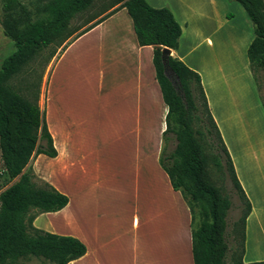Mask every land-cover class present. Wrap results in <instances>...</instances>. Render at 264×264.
<instances>
[{"label":"crops","instance_id":"1","mask_svg":"<svg viewBox=\"0 0 264 264\" xmlns=\"http://www.w3.org/2000/svg\"><path fill=\"white\" fill-rule=\"evenodd\" d=\"M160 1L145 0L168 9L179 25L171 56L198 74L250 205L242 261H264L248 252L249 226L264 232V194L258 191L264 187V133L252 123L264 112L245 55L252 34L234 37L232 14L217 21L209 6L231 2L245 25L243 10L231 0ZM235 40L243 59L235 55ZM151 57L152 48L137 44L120 8L56 54L42 80L37 105L44 107L56 156L37 155L32 167L68 202L31 224L85 246V254L67 264H192L188 209L158 165L165 106Z\"/></svg>","mask_w":264,"mask_h":264},{"label":"trees","instance_id":"2","mask_svg":"<svg viewBox=\"0 0 264 264\" xmlns=\"http://www.w3.org/2000/svg\"><path fill=\"white\" fill-rule=\"evenodd\" d=\"M0 1V27L14 46V51L0 64V163L6 182L10 183L0 192V264H16L20 259L31 257L52 264H67L82 257L85 246L72 237L44 232L31 224L36 215L57 212L68 202L65 195L37 178L29 164L37 155L56 156L44 111L37 105L41 78L36 82L24 80L18 88L11 81L23 72L28 73L29 64L37 55L66 33L74 15L86 10L94 0H35L42 12L35 19L31 18L26 0ZM109 1V9L117 8L98 18L72 40L124 8L137 44L152 48L154 77L165 106L158 165L188 209L192 264H225L228 248L224 240L225 215L229 202L210 182L207 173L209 160L213 166L220 167L219 155L223 156L230 182L242 204L234 224L240 228L239 251L232 258V264H264V261H242L244 224L250 205L209 113L198 74L177 58L168 56L166 66L177 84L172 86L163 75L161 49H177L179 25L168 9L153 8L145 0ZM233 1L241 6L252 25V39L245 55L258 89L260 83L264 85V0ZM52 57L53 54L49 59ZM261 106L264 110V103ZM170 142L172 148L168 150ZM207 146L217 151L210 159L205 152Z\"/></svg>","mask_w":264,"mask_h":264},{"label":"rangeland","instance_id":"3","mask_svg":"<svg viewBox=\"0 0 264 264\" xmlns=\"http://www.w3.org/2000/svg\"><path fill=\"white\" fill-rule=\"evenodd\" d=\"M42 0L41 2H43ZM191 1H200L204 2L205 0H188V3H191ZM209 1V0H207ZM238 6L240 10L241 9L240 5L236 3L235 1L231 0ZM40 2V3H41ZM161 3H168L169 5H177L178 0H161ZM194 3V2H192ZM25 4L27 8H29L31 12V18H39L42 16V12L40 10V4H37L35 0H26ZM195 4V3H194ZM231 2L225 1L223 5L217 4L214 7L209 6V10L214 11V15L216 17V20L218 21L217 16H221V14L225 12H229L232 14V18L234 20L233 23V28L237 30L236 33L233 34V36H247L249 32L252 34V25L249 21V19L246 17L244 11L242 16L243 22L245 25L242 23V20L238 18V12L236 11L234 7L230 6ZM227 5V6H226ZM110 7V1L109 0H94L92 5L88 7L86 10L74 15L73 19L70 22V26L68 28V31L64 34H62L59 38L55 39L47 48L43 49L37 57L29 64V71L26 74L23 72L21 75H19L17 78L13 79L11 81V84L13 85L14 88L21 87L23 84L24 80H27V82H36L38 77H40V84H39V90L38 94L40 92V85L42 83V80L46 73L48 72V68L50 67V64L52 62V59L56 56V54H59L60 51L62 50V47L66 46L68 43L72 41V39L79 33L81 32L84 28L88 26L90 22H92L94 19H96L98 16L102 15L105 13ZM238 9V10H239ZM228 13H225L226 17L229 18ZM0 16H1V1H0ZM222 18V17H221ZM247 23L249 26H247ZM249 27V28H248ZM221 32H224L225 29L220 30ZM233 33V32H232ZM71 35L67 39H64L67 35ZM234 36V37H235ZM239 37V38H240ZM191 39V38H190ZM192 41V40H191ZM239 42L235 40L233 47H234V52L235 55H237L239 58L243 59V53L240 52V49H235L236 47L238 48ZM200 50V49H199ZM14 51V46L12 41H10L7 37H5L2 33V29L0 27V64L2 60L7 57L9 54H11ZM237 51V52H236ZM53 54V57L49 59V57ZM173 57V56H172ZM176 58V57H174ZM49 59V60H48ZM253 82V80H252ZM254 84V83H253ZM255 94L261 103H264V85L260 83L259 88L257 89L255 87ZM252 96V95H251ZM253 97V96H252ZM39 98V95H38ZM254 99H252L253 101ZM39 105V104H38ZM41 105V103H40ZM262 107V106H261ZM41 108V107H40ZM44 111V107H42ZM263 110V109H262ZM264 112V110L262 111ZM263 118L260 114L259 120L258 118L256 121H252L253 125L256 126L257 132L259 133H264V127L259 126V124H262L264 122V114L262 113ZM45 116V113H44ZM255 123V124H254ZM234 130V129H233ZM236 131V130H234ZM210 147V146H209ZM208 146L206 147V154L208 155V158L210 159L215 153L217 152L214 147L211 149ZM172 148V143L170 142L168 144V150ZM220 156V157H219ZM220 159V167H215L213 166L212 162L209 160L207 164V173H208V178L210 182L219 189L220 194L225 197L228 202H229V208L226 212L225 215V222H226V229L224 233V240L227 244V252L224 256V263L225 264H232V258L238 254L239 251V233H240V228L238 224L235 226V222H237L240 214H241V208L242 204L238 198L237 192L234 190L228 173L225 169L224 163H223V156L219 155ZM33 162L34 158L30 161V166L32 168L33 173L35 176L39 179L38 175H36L35 171L33 170ZM43 180V179H41ZM250 180V179H249ZM44 181V180H43ZM36 183L39 185V182L36 181ZM10 183L6 182L5 176L1 171V163H0V192L3 191ZM253 186H257L253 184ZM261 187V185L259 184ZM258 191H262L264 194V187L261 189H258ZM264 225V224H263ZM262 230V229H261ZM248 252L249 255H257V254H262L264 255V232L259 231V226L255 225H250L249 226V231H248ZM16 264H52L50 262L44 261L40 258H27V259H20L17 261Z\"/></svg>","mask_w":264,"mask_h":264},{"label":"water","instance_id":"4","mask_svg":"<svg viewBox=\"0 0 264 264\" xmlns=\"http://www.w3.org/2000/svg\"><path fill=\"white\" fill-rule=\"evenodd\" d=\"M168 56H171V50L166 47H163L161 49V63L163 66V75L170 81L172 86H175L177 84V79L173 76L172 72L166 66V59Z\"/></svg>","mask_w":264,"mask_h":264}]
</instances>
